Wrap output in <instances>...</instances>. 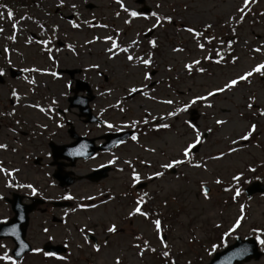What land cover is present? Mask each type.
Here are the masks:
<instances>
[{
    "label": "rangeland",
    "instance_id": "374dc122",
    "mask_svg": "<svg viewBox=\"0 0 264 264\" xmlns=\"http://www.w3.org/2000/svg\"><path fill=\"white\" fill-rule=\"evenodd\" d=\"M4 1L8 5L6 7L0 5V28L16 25L21 27V33L18 39L14 40L15 30L8 28L0 31V67L1 65H21L24 68H36L41 71L32 72V74H27L30 73L27 72L24 79L9 77L8 80L13 82L9 81L8 85L0 83V111L4 105L9 104L10 85L17 87L18 93L24 97L23 104L25 102L26 105L20 108L22 115H25L26 120L36 121V124L27 123L26 129L34 128L38 134H41L36 142L39 149L47 144L44 142L47 132L37 129L38 121L40 124H45V119L36 108L69 107L67 118L72 122L77 133H87L89 127L88 123L79 119L78 107L68 106L65 78L59 76V79L54 81L50 74L55 72V64L62 68H83L84 71L79 77L88 80L89 83L92 82V86L96 88L104 83L101 78L103 75L110 77L109 84L122 85L120 89L122 92L118 93L116 91L102 94L101 88L98 93L96 91L95 99L90 103L94 112H100L108 123L116 126L117 120H120V123L124 125L133 121L134 117L148 112L152 117H157L156 120H152L153 122L164 121L171 125L169 129L161 133L140 136L138 141H130L111 154H117L120 158L117 164L123 169L117 172V194L131 184V170L124 161H131L141 177H146L160 170V163L170 158H181L179 153L182 146L192 141V130L185 123L189 121L188 113L181 112L177 116L169 117L167 116L169 111L182 106L191 97L205 94L207 90L221 86L229 78H234L251 66L264 61V51L261 53L251 51L252 48L264 45V15H262L264 14V0H256L255 3L249 5L250 11L245 15L243 23L238 22L239 13L236 12L238 7L243 6V0H148V3L154 6L155 12L170 14L177 23H184L198 30L200 26L211 24V28H202L205 30L204 38H200L199 42L205 44L203 53L193 43V37L183 31L182 27L173 28L168 25L164 26V24L152 38L157 41L158 47L151 49L149 46L150 49L145 48L137 52V48L148 44L143 38V31L152 27L151 24L155 22V18L151 16L146 19L143 14L133 18L125 13L115 0H63L62 5L60 0ZM17 2L20 3L17 4ZM87 3H93L94 7L87 8ZM123 3L129 11H138L139 5L136 0H123ZM73 4L76 5L75 8L72 7ZM56 8H59L58 13L55 12ZM61 10L65 15L73 13L76 18L74 21L79 24V27L73 28L72 24L62 18L59 15ZM8 12H16L17 15L9 19L8 16H4ZM117 12L120 13L119 16L116 15ZM230 17L237 19L229 20ZM125 20H130L131 23H125ZM99 25H107V27L103 28ZM31 32L43 36V39H52V35L53 39L57 37L58 41H69L67 45H72L74 51L69 50L68 46L56 48V46H49L48 43L46 45L38 43L35 38L30 37ZM105 36H112L121 47L124 44L130 46L132 40H138L139 46H131L133 53L129 52V54L146 56V53L152 52L155 65L145 69L142 65H136L135 62H127L125 60L127 54L124 55L119 49L116 50L117 56L109 60L104 49L110 46V42L104 40ZM209 36L215 37L211 43L206 39ZM96 37L100 39L94 43H87ZM9 39L14 41L11 40L8 51L3 53ZM229 41L234 46V56L238 57L235 64L231 63L232 56L228 53ZM245 41H247L246 44ZM173 47H183L185 51L173 53L171 51ZM43 48H48L51 52L45 53L42 51ZM209 50H213V56L215 50L224 53L225 62L217 65L202 60L200 66L206 69L205 73L200 74L194 70L191 76L186 74L183 64L190 62L193 58L200 59L202 54H208ZM53 55H55L54 62L49 59ZM92 64H99V69L91 68ZM169 67L171 71L168 70ZM151 70L156 71L151 79L159 82L150 90L149 96L137 95L133 99L124 98V100L123 96L128 93L127 89L132 86H141L144 80L143 72L150 73ZM250 80L251 83L241 82L231 91L210 98L212 108L204 107L205 102L203 101H198L197 104L191 106L199 109L200 118L196 125L207 135L203 145L199 146L198 152L194 153V160L196 162L202 159L206 161L207 170L186 165L177 166V172L168 173L165 178L156 180L148 186L147 192L151 199L146 209L153 210L154 214L159 213L158 217L153 215V218L162 219V216L165 218L161 221L169 245L167 250L171 254V259L181 264H199L195 262L198 260L196 259L198 254L206 258V247L210 246L213 241L219 240L221 233L224 234L231 228L235 217L239 214L240 205L245 207V219L234 233L241 236L256 235L264 239V195L257 194L250 199L240 196L233 201L231 194L234 193L222 190V185L225 183L233 187L237 186L231 181L232 175L237 172H249L248 168L264 161V117L254 115L255 109L249 111L244 107L247 97L254 95L257 104L264 108V78L254 75ZM29 81H34V83H29ZM145 85L147 82L142 86ZM105 87L109 88V85ZM149 97H155V99ZM165 99H172L174 104L160 103ZM121 107L124 109L123 112L120 111ZM241 112L243 116L240 115ZM159 117H165V119L160 120ZM216 119H224L228 123L217 126L214 123ZM250 123L257 124V132L253 134L254 138L250 142L242 141L239 146H234L239 147L238 152L228 153L218 161L209 159L210 156L218 155L221 151L227 153L230 140L238 139ZM90 126L92 131L89 133L90 136L100 135L105 128H108L105 126L103 129H98L95 125L90 124ZM209 127L213 129L211 134L206 132ZM62 132L63 137L68 138L66 129ZM31 147H35V144L30 143L26 138L25 153H29ZM146 148H155L156 152L145 151ZM41 151L43 154L44 150ZM0 154L19 161L18 157L12 154H4L3 151H0ZM111 155H103L96 161L105 160ZM141 160L146 163H140ZM24 165L22 177L31 180L32 183H38L44 190L51 186L52 181L47 179L46 171L52 169L47 166L36 168L31 161L25 162ZM93 165H96L95 161L91 163L79 161L75 170L83 174ZM263 170L264 168H257L254 174H261ZM217 179H220L222 183L216 184ZM5 181L4 174L0 172V218L12 215L2 198L13 192L5 188ZM201 183L210 188L207 200L201 194ZM95 188L84 181H76L71 190L77 196H87L92 194ZM50 189L58 193L56 186ZM22 192L30 193V190L25 189ZM165 201H167L166 206ZM132 207L133 203H130L126 197L117 196V201L109 202L94 211H73L72 209L68 211L67 224L54 226L52 229L55 243L66 240L69 251L72 253L70 257L75 260L76 264H87L86 258H91L96 264H113V258L116 255L120 256L121 264H166L165 260L163 261L156 255L157 253L162 254L164 249L159 243L153 225L140 216L129 218L127 213ZM60 213L62 212H58V216H61ZM112 214H115L114 219L111 217ZM33 219L34 224L29 230L28 239L37 248L46 238H43L37 230L40 220L37 216ZM109 221L117 222L118 227H121L123 231L110 237L108 247H102L97 253L90 247V244L83 242L82 234L78 229L93 228L102 241ZM33 227L36 232H33ZM253 229L260 231L253 232ZM137 234L147 237L150 247L156 248V253L146 251L143 258H139L136 255L137 250L131 246L136 242L133 237ZM7 240L0 241V244L6 245L5 248H0V255H3L6 250L9 253L14 246L10 240L9 242ZM66 263V259L60 260L56 257L45 259L39 254L28 255L25 259L17 261V264ZM0 264H9V262L0 261ZM247 264H264V256L258 261H251Z\"/></svg>",
    "mask_w": 264,
    "mask_h": 264
},
{
    "label": "snow or ice",
    "instance_id": "6c2138e0",
    "mask_svg": "<svg viewBox=\"0 0 264 264\" xmlns=\"http://www.w3.org/2000/svg\"><path fill=\"white\" fill-rule=\"evenodd\" d=\"M115 2L129 16H131L133 18H137V17L141 16V13H139L138 11H135V10L129 11V9L123 3V0H115ZM255 2H256V0H243V6L238 7L236 9V12L239 13V16H238V22L239 23H243V21L245 19V15L250 11L249 5L251 3H255ZM60 3L62 5L63 0H60ZM72 7L75 8L76 5L73 4ZM157 7H159V5H157ZM116 15L119 16L120 13L117 12ZM151 15H152V17L155 18V23H153L152 27L147 30L149 32H151L153 29H156L157 27H163V20H166L168 23L173 22L172 17H170V16L164 17L162 20V18L160 16H158L157 13H155V12L151 13ZM262 15H264V14H262ZM7 16L9 19L13 18V14L11 12H8ZM144 18L147 19V17H144ZM231 19H237V18L236 17H230L229 20H231ZM70 23H72V22H70ZM86 23H87V21H86ZM125 23H131V21L125 20ZM226 23H228V21H226ZM13 27H16V25H13ZM72 27L78 28L79 24L72 23ZM99 27L106 28L107 25H99ZM204 27H205V29H208V28H211L212 25L206 24ZM0 31H3V29H0ZM183 31H186L187 33H189L193 37V43L203 53L204 49H205V44L200 43L199 41H200V38H204V34L201 31H199L198 29L191 27V26L184 28ZM99 39H100V37H96V38H94V40L88 41L87 43H94L96 40H99ZM206 39L208 40L209 43H211V41L213 39H215V37L209 36V37H206ZM104 40L110 42V46L107 47L106 49H104L109 60H111L117 56L116 50L119 49L120 52L127 54L125 56V60L127 62H135L136 65H142L145 69H147L148 67H150L153 64V59H152L153 53L152 52L146 53V56H138V55L134 56L133 54H129V47L130 46H137V47L139 46L138 40H132L130 43V46H125V47H121L120 44L117 42V40L113 39L112 36H105ZM44 43H47V42H44ZM221 43H223V42H221ZM246 43H247V41H245V44ZM148 44L150 45L151 49H156L158 47L157 41L153 40V39L148 40ZM227 46H228L229 51H231L232 42L229 41ZM68 48H69V50L74 51V47L72 45H68ZM4 51L7 52L8 49L6 48ZM171 51L173 53H182L185 51V49L183 47H173L171 49ZM212 51L213 50H209L208 54H202V57L200 59L193 58V59H191L190 62L184 63L183 68H184L186 74L191 76V74L193 73L194 70L200 74L205 73L206 69L203 66H200L202 64V60H206V61L215 63L217 65H220L222 62H225V56L219 50L214 51V56L212 54ZM251 51L254 53H261L262 51H264V45L252 48ZM49 59H52V57L50 56ZM237 59H238V57L232 56L231 57V63L235 64ZM8 63L9 64L11 63L10 59H9ZM90 67L94 68V69H99L100 65L99 64H92ZM168 70L171 71V68L169 67ZM23 71H25V72H36V71H41V69L25 68V69H23ZM50 74L54 77L57 76V73H55V72H52ZM4 75H5L4 70L0 69V77H3ZM142 75H143V79L145 81L150 80L152 78L151 73H149L147 71H144ZM254 75H258L260 78H264V61H261V62L255 64L254 66H251L248 70L242 72L241 74L236 75L234 78H229L221 86L215 87L211 90H207L205 94L196 95L194 97H191L182 106L176 107L173 111H169L167 113V116L174 117V116H177L181 112H186L192 105L197 104L198 101L205 102L204 107L212 108L213 105L210 102V98H213L220 93H225V92L231 91L232 89L238 87L241 82L251 83L250 78L253 77ZM29 83H34V81H29ZM145 87H146V85H145ZM127 91H128L129 95H132V94L139 93L141 91V88L136 87V86H132V87L128 88ZM11 95L13 97H17V92L13 89L11 92ZM143 95L145 97H148V92H144ZM149 98L155 99V97H149ZM53 103H55V101H53ZM160 103H163L166 105H173L174 101L172 99H165V100L160 101ZM244 107L246 109H248L249 111H252L253 109H255L254 115H256L258 117H264V108H261L257 104V100H256V97L254 95L247 97V102L245 103ZM40 111L43 112L44 109L41 108ZM120 111L123 112L124 109L121 107ZM240 115L243 116V112H241ZM149 117H151L152 120L157 119V117H152L151 113H148L145 116V118H143L142 120L133 121L131 124V127H136L140 123L145 124V125L149 124L150 123ZM159 119L164 120L165 117H159ZM185 123L192 130L193 139L191 142H188L182 146L180 153H179L181 158H170L166 162L160 163V165H159L160 170L154 171L151 175L144 177V179L151 180V181L160 180V179L165 177L166 173L169 170L175 169L177 166H181V165L190 166V167L196 168V169H203L205 171L207 170V162L206 161H204L202 159L201 161L196 162L194 160V150L197 149L198 145L202 146L203 143L205 142V139H206L205 133L202 132L196 124H194L190 121H185ZM214 123L217 126H223V125H226L228 123V121L224 120V119H216L214 121ZM60 126L62 127V125H60ZM107 127L109 129L115 128L117 131L120 130L119 127H117L111 123L107 124ZM154 127L158 131L160 129H169L171 127V125L169 123L164 122V123L156 124ZM212 131H213V129L211 127L206 129V132L208 134H211ZM256 132H257V124L256 123H250L247 126V128L239 135L238 139H231L230 140V146L228 147L227 153L221 151L218 155L210 156L209 159L213 160V161H218V160L222 159L228 153L238 152L240 150L239 147H234V146H239L242 141H249L250 142L251 139L254 138L253 134ZM131 140L132 141H138V136L132 135ZM6 147H7V145L0 144V149H6ZM145 151L155 153L156 149L155 148H146ZM72 154L81 155L83 153L80 150H76ZM117 159H118L117 157H113L112 159H110L108 161V163L114 164ZM124 163L129 165V167L131 169L130 183H131V186L133 188H135L138 184H140L142 182L141 181V174L138 173L134 167H132L131 161L126 160V161H124ZM140 163L144 164L146 162L141 160ZM101 167H103V165H101ZM13 171H18V169H15ZM120 171H123V169H120ZM248 171L249 172H255L256 169L250 167V168H248ZM0 172L5 173L6 175H12L11 172H8L2 166H0ZM243 176H244L243 172H237L236 174L232 175L231 181L235 182V184L237 186L224 189V191H226V192L232 191L234 193V195L231 197V199L233 201L237 200V198L240 197V195H241V188L238 185L240 184ZM245 182H247V181H245ZM215 183L221 184L222 181L220 179H217V180H215ZM7 186L13 187L12 184H8ZM16 186L17 187H27V188L31 189L32 195H35L37 192L36 188H34L31 184L16 185ZM201 194L203 195L205 200L209 199V189L206 186H204L203 183H201ZM101 195H103V193H101ZM146 197H149V194L147 192H144L142 195H139L134 200L133 207L128 211L127 215L129 218H131L133 216H140V217H143L146 221H149L153 225L154 231H155L156 236L159 240V243H160V245H162V247L164 249L162 251V256L165 258L166 264H176L175 260L170 259L171 254L167 250L169 248V245L166 241V237H165L164 232H163V225H162L161 219L160 218H152L153 215L158 217L159 213L154 214L153 210L145 208V205L148 203V200L145 199ZM63 198L68 199V200L73 199V197L71 195L65 196ZM87 199L94 200L96 198L89 196V197H87ZM108 199L111 200V199H114V197L109 196ZM149 199H150V197H149ZM107 202H108L107 200L101 201L102 204H106ZM166 204H167V201H165V206H166ZM77 207H80V208H86V207L96 208L97 205L96 204L78 205ZM75 210L76 209H73V211H75ZM244 219H245V207H244V205H240L239 206V214L235 217L234 223L232 224L231 228L229 229V232L225 233L224 235L227 236L231 232H234L236 229H238L241 226L242 221ZM216 227H219V225H216ZM78 230L82 234L83 242L85 244H90V247L95 252L99 253L101 251L102 246L105 248L108 247V239L107 238L105 240H103L102 242L98 241V242L90 243L88 234H89V232H91V229L81 227ZM44 231L47 232L48 229L45 228ZM118 231L119 230H118L117 224L115 222H110L106 227V233H108V234H118ZM257 231H260V230L259 229H253V232H257ZM14 234H15V229H13V235ZM48 239L51 240V239H53V237L49 236ZM133 240L136 242L133 243L131 246L137 250L136 255L139 258H143L144 253L146 251L156 253V251H157L156 248L150 247L149 241L147 239H142V237L140 235H134ZM256 240L258 241V243L260 245H264V239H261L260 236H257ZM142 245H143V247H142ZM5 247H6V245L0 244V248H5ZM20 247H21V249H24V248H27L28 246L26 244L21 243ZM212 247H213V249H215L217 246L213 245ZM32 251L36 252V253H40V252H42V249L35 248V249H32ZM15 255L19 256L20 253L16 252ZM43 255L49 256V257H55L56 256V254L54 252H44ZM56 258L60 259V260L65 259V257H63V256L56 257ZM0 261H8L9 264H17V261L15 259H13V257L11 255H9L7 251H5L3 255H0ZM113 264H121V258L119 255L114 256Z\"/></svg>",
    "mask_w": 264,
    "mask_h": 264
},
{
    "label": "water",
    "instance_id": "95a60500",
    "mask_svg": "<svg viewBox=\"0 0 264 264\" xmlns=\"http://www.w3.org/2000/svg\"><path fill=\"white\" fill-rule=\"evenodd\" d=\"M73 146V145H72ZM71 147V146H69ZM68 146L67 147H62L61 149L64 151H67V149L69 148ZM69 150V149H68ZM244 247L241 246L239 244V242H237L236 244H234L231 248L229 247L227 250H225L224 252L222 253H218L216 255V257L212 260V263L211 264H224V262L222 261L223 259H226L228 257V253L229 251L231 250V252L234 250V253L237 254L239 253L240 251H242ZM245 252V250H244ZM251 257V253H249L248 255H246V257L244 259H248Z\"/></svg>",
    "mask_w": 264,
    "mask_h": 264
},
{
    "label": "flooded vegetation",
    "instance_id": "af4514ba",
    "mask_svg": "<svg viewBox=\"0 0 264 264\" xmlns=\"http://www.w3.org/2000/svg\"><path fill=\"white\" fill-rule=\"evenodd\" d=\"M11 103H13V102H11ZM23 119H24L23 117L19 116L18 112L13 113L11 124H12V128L14 130H16L17 128H20L19 132L23 135H26L27 133L25 131V122H23ZM8 126H9V124H8ZM113 171H115V167H113ZM109 179H111V176L109 177ZM114 190H117V188L109 189V191H114ZM103 195L105 198L110 196L109 192H106Z\"/></svg>",
    "mask_w": 264,
    "mask_h": 264
}]
</instances>
